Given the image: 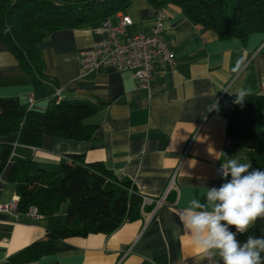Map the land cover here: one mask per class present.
I'll return each instance as SVG.
<instances>
[{
	"label": "crops",
	"instance_id": "obj_1",
	"mask_svg": "<svg viewBox=\"0 0 264 264\" xmlns=\"http://www.w3.org/2000/svg\"><path fill=\"white\" fill-rule=\"evenodd\" d=\"M162 1L131 0L106 18L117 25L122 16H129L132 23L125 33L132 35L147 31L162 12L163 37L174 52V66L158 67L159 77L145 89L129 72L112 66L81 72L79 55L99 38L94 31L98 23L49 33L39 44L41 77L24 71L0 40V98H16L25 110L43 111L74 101L95 108L84 120L95 127L90 140L46 135L39 146H27L17 143L15 135L0 138L13 145L0 174V205L17 196L7 178L9 165L17 159L31 158L40 168L56 172L69 154H82L87 163L101 162L153 198L175 175L155 211L147 206L140 219L126 221L110 234L57 240L54 253L21 264H157L160 256L167 264H222L218 256L209 260L191 244L179 215L192 199L205 202L207 188L225 182L217 173L222 162L235 158L250 163V151L264 148V137L230 138L225 144L230 96L241 91L264 95V32L244 40L220 38L195 24L179 6ZM63 205L38 218L0 211V264H13L12 256L62 225L67 210ZM237 239L243 243L247 238L243 234Z\"/></svg>",
	"mask_w": 264,
	"mask_h": 264
},
{
	"label": "trees",
	"instance_id": "obj_2",
	"mask_svg": "<svg viewBox=\"0 0 264 264\" xmlns=\"http://www.w3.org/2000/svg\"><path fill=\"white\" fill-rule=\"evenodd\" d=\"M131 0H0V40L28 74L42 76L40 42L52 31L83 24H100ZM179 6L203 29L220 38L244 40L264 32V0H163ZM229 98L226 133L232 139L264 137V95L245 94L237 103ZM95 112L83 101L59 102L43 111L25 110L16 98H0V138L16 136L19 144L39 146L46 135L85 141L95 127L84 120ZM13 145L0 141V174L8 166ZM253 169L264 170V148L250 151ZM7 178L15 184L17 211L30 206L42 216L53 214L68 203L65 221L10 258L13 264L33 262L55 252L57 240L110 234L126 221L142 217V194L131 180L119 179L101 162L87 163L82 154H69L56 172L40 168L31 158L17 159L8 167ZM248 236H264V219H258ZM264 255V254H262ZM167 264L165 256L155 259Z\"/></svg>",
	"mask_w": 264,
	"mask_h": 264
},
{
	"label": "clouds",
	"instance_id": "obj_3",
	"mask_svg": "<svg viewBox=\"0 0 264 264\" xmlns=\"http://www.w3.org/2000/svg\"><path fill=\"white\" fill-rule=\"evenodd\" d=\"M244 96L241 91L236 102ZM217 173L225 182L207 188L205 202L192 199L179 215L180 224L209 260L218 256L222 264H264V236H248L243 243L237 239L264 219V170L233 158L222 162Z\"/></svg>",
	"mask_w": 264,
	"mask_h": 264
},
{
	"label": "built area",
	"instance_id": "obj_4",
	"mask_svg": "<svg viewBox=\"0 0 264 264\" xmlns=\"http://www.w3.org/2000/svg\"><path fill=\"white\" fill-rule=\"evenodd\" d=\"M162 15L160 12L155 23L147 31L132 35L125 33V27L132 23L129 16H122L117 25H112L108 19L101 21L94 29L99 38L91 48L83 50L79 55L81 72L87 74L101 67L112 66L117 71L129 72L139 88H148L160 75L158 67L174 66V52L163 37L165 26ZM56 94H59L58 89ZM225 144H230V137L226 138ZM174 178L173 174L160 196L153 198L142 195L141 209L149 205L154 207V211L158 209L172 189ZM18 200V196H15L8 203L1 204L0 211H17ZM23 214L33 218L41 216L35 206H30ZM240 235L243 234H237Z\"/></svg>",
	"mask_w": 264,
	"mask_h": 264
},
{
	"label": "rangeland",
	"instance_id": "obj_5",
	"mask_svg": "<svg viewBox=\"0 0 264 264\" xmlns=\"http://www.w3.org/2000/svg\"><path fill=\"white\" fill-rule=\"evenodd\" d=\"M63 204L68 206V203H63ZM64 205H63V206H64Z\"/></svg>",
	"mask_w": 264,
	"mask_h": 264
}]
</instances>
